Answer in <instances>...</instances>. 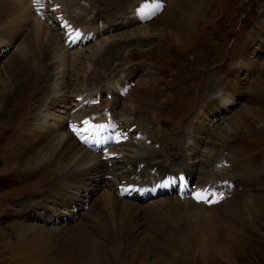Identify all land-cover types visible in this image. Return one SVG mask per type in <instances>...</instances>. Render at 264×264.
<instances>
[{"label":"rangeland","instance_id":"obj_1","mask_svg":"<svg viewBox=\"0 0 264 264\" xmlns=\"http://www.w3.org/2000/svg\"><path fill=\"white\" fill-rule=\"evenodd\" d=\"M139 1L99 0L94 6L81 4V12L74 13L75 16L69 14L83 22L86 29L101 31V35L94 36L85 45L68 48L63 43L64 31L72 38L82 31L69 25L65 29V19L55 17L62 12L61 0H0L5 2L1 5L4 14L0 13L4 16L0 15V29L5 30L0 33V76L13 56L30 55L24 42L26 38L31 41L30 35H26L34 21L43 29H48L46 26L53 29L61 47L75 56L65 67L55 59L47 62L52 64V80L40 84L50 67L45 63L47 69L39 67L32 57L26 60L25 71L18 72L20 83L16 80L15 83L31 91L25 90L22 98L9 108L8 118H0V162L14 152L17 144L23 143L19 132L24 125L28 131L44 133L80 121L88 113L93 116L85 110L92 108H85L86 101L77 109L72 100L81 98L86 91L87 104H91L99 91L102 97L99 104L107 105L113 115L114 120L101 117L114 123L112 134L126 122L135 123V131L141 134L139 154L151 159L157 155V160L151 162L163 165L166 172L173 174L181 162L183 172L191 176L195 173L191 177L193 182L183 192L182 200L175 192L147 201L141 197L127 200L124 195L151 182L125 185L131 186V191L123 189L120 198L137 209V214L132 212L135 223L124 234L118 232L116 220L108 221L98 212L100 205L113 195L110 187L102 186L108 172H101L100 181L88 180V186L68 206L59 205L57 209L52 208L54 211L40 206L35 211H20L14 204L34 202L30 200L31 194H36L31 197L39 201V195L54 184L51 175L59 169L53 168L50 173L43 166L39 170L14 171L8 175L1 163L0 264H14L12 249L18 251L23 264H65L69 256L71 264H264V0L190 1L193 13L183 12L193 21L192 30H177L173 36L167 34L169 37L151 32L146 38L142 37L143 32L138 28L142 26L137 23L143 18V12H135V21L123 22L124 17H131V8ZM163 1L160 7L151 6V14L156 13L151 22L170 5L171 0ZM11 4H20L22 10L29 8L34 15L30 14L19 26ZM101 22L110 27L102 29ZM38 41L45 44L46 40L40 37ZM105 45L117 47L119 55H100ZM252 50H255L256 66L250 69L244 66L243 59ZM127 85L128 92L124 90ZM136 88L144 89L147 98L137 97L133 105L126 100ZM45 92H49V100L40 107ZM109 94L112 98H103ZM251 97L253 102H248ZM208 100L213 102L206 107ZM18 106H21L20 112L28 114L15 120L12 111ZM216 110L220 113L208 123L206 119ZM195 127L207 131L199 134L201 137L194 136V146L187 148ZM212 129L221 131L220 136ZM121 133L124 137L131 135ZM144 138H150L152 146ZM197 138L204 140L199 142ZM108 150L97 154L103 156V162L114 166L117 156L124 154L116 151L109 155ZM3 151L8 153L5 155ZM121 164L110 174L123 182L127 177ZM143 167L144 164L139 165ZM189 167L192 172L187 170ZM25 173H29L27 178L23 176ZM87 173L89 177L96 175L94 169ZM215 181L221 183L205 197V202L199 203L197 197L203 194V187ZM153 186L156 185L148 186L151 194ZM176 198L195 205L177 204ZM74 212L79 214L78 220L70 221L67 213L73 216ZM18 226L23 229L22 236L12 233L17 232Z\"/></svg>","mask_w":264,"mask_h":264},{"label":"bare ground","instance_id":"obj_2","mask_svg":"<svg viewBox=\"0 0 264 264\" xmlns=\"http://www.w3.org/2000/svg\"><path fill=\"white\" fill-rule=\"evenodd\" d=\"M190 1H195V0H171L170 2H168V3H170V5L168 4L169 5L168 8L166 7L167 9H164V11L154 21L151 22V19L156 15V13L151 14V6H159L160 7L163 4V2L165 3V1H163V0H140L139 4L136 6V10H133V8L135 6L131 9V12H130L131 17L130 18L125 17V21H123V20L122 21L125 23L126 22L131 23L132 20L135 21L134 15H136V13L143 12V14H141L143 16V18L140 20V22L142 24L137 21V23H139V26H142V27H138V28L140 29L139 30L140 32H143L142 33L143 38L151 36V32H154V33L158 32L161 35V37H163V35L165 36V35L170 34V33H172L170 35L173 36L174 33H177L176 32L177 30L186 31V30H192L194 28L193 21L187 19L186 18L187 16L183 12V11L191 10L193 13V7H191ZM95 2L98 3L99 0H68V1L67 0H61V2H59V4H60V7H62L60 10L62 12L56 14L55 17L60 16V18H62V20L64 18L65 19L64 22H67L66 26L69 25L72 28H76V26L79 25L80 27L78 29H80L82 31L81 33L87 32V31H94L93 29H86L85 26H82L83 22H81L79 20L76 21L70 14L72 13L74 15V13L81 12L82 11V9H81L82 5L81 4L92 3V5L94 6V5H96ZM1 5H5V2L0 3V13L3 12V8ZM11 6H12V10H14V12H15L14 14L16 15V17H15V19L17 21L16 23L19 26L23 25V23L26 21V17H29L30 14L34 15L33 11L30 10L29 8L22 10L20 4H11ZM10 11L8 12V15H10V13H11ZM133 11H135L136 13ZM2 17H4V16H2ZM78 17H80V16L78 15ZM123 22H121V23H123ZM34 23L35 24L33 25L32 29H30L26 35V37H28L30 35L31 41L28 42L27 38L25 37L26 41L24 42L26 47L28 46V50L30 51V55L27 57V56H24L22 53H20L21 54L20 56L19 55L13 56L10 59V62L6 65V68L4 71L5 74L3 73L0 76V118H2V117L8 118L9 113H10L9 108L11 106L15 105L16 100L22 96V93H24L25 90H30L27 88H19L18 84L15 83V80L18 83H20V78L18 76V72L25 71V70H23V67H24L26 60H28L30 57H32L34 59V61L38 62L39 67L44 68V69H47L46 68L47 66L50 67L48 72L41 77V79L38 83V84H40L41 81H42V83L43 82L49 83L52 80V79L50 80V76H52V75H50L51 70H52V64H46L47 62L55 59L61 63V64H59L60 66L65 67L67 61H69V60L74 61V59H75L74 54H72V53H71L72 55H70V53L68 54L64 50V47L63 48L61 47L60 43L56 39L57 37L54 36V34H53V29H50L46 25L45 26L48 29H43L41 24L37 23L36 21H34ZM4 31H5L4 28L0 29V33L4 32ZM9 31H11V30L9 29ZM68 31H70V30H68ZM6 32H8V31H6ZM71 33L73 35L74 31ZM90 34H95V32H90ZM167 36L164 38H167ZM40 37L42 40H44V39L46 40L45 44L38 41V39ZM141 40L146 41V39H141ZM135 41H137V40H135ZM139 43H140V41H139ZM105 46L106 47L104 48V51L102 53H100V55L101 54H108L109 56H114V57H115V54L119 55V53H117V50H118L117 47L111 46V45L110 46L105 45ZM254 53H255V50H252L249 53L250 55L248 56V58L243 59L244 60V63H243L244 66H248L250 69L254 68L256 66L255 65L256 60H254V58H255ZM109 59H111V58L109 57ZM113 59L114 58H112V60ZM44 63L46 64L45 65L46 67L43 65ZM62 71H64L63 68H62ZM31 85H34V84H31ZM223 85L225 87V83ZM224 87H222V90H224ZM140 88H138V89L136 88L133 95L130 96L128 98V100H126V101H128V103L135 105L136 104L135 100L137 97L141 100L143 98L145 100V97L147 98L146 94H143L144 89L141 90ZM123 92H124V90H123ZM56 93H54V94H56ZM85 93H86V91L81 94L82 95L81 98L74 97V99L72 100L73 104L77 105V107H76L77 109H81V102L86 101L85 103L87 104V102L89 101V99L87 98V95ZM121 95L123 96V93ZM222 95H223V97H225L224 94H222ZM21 98H19V99H21ZM48 100H49V92H45L42 95V101L40 102L41 104L39 103L40 107H41V105L45 104ZM253 100H254L253 97H251L250 100H248V102H253ZM212 102H213V100L206 101V107L211 106ZM140 103L141 102L138 103V106L140 105ZM100 106H103V104L99 105L98 107L100 108ZM20 108H21V106L20 107L18 106L17 108L15 107V109L12 111V112H14V119L15 120L18 118L21 119L22 117H26V114H28L25 111L20 112ZM27 108H28V106H27ZM17 110H19V111L17 112ZM218 113H220V111L216 110L215 113L211 117L209 116L210 117L209 119H206V121L208 123H211V121H213V119H216ZM15 116H17V118ZM33 117L34 116L32 115V118ZM92 117H93L92 115L91 116H83V118L80 121L76 120V122L71 123L68 126L61 127L59 129H56V130L46 131L44 133H39V132H35V131H33V132L28 131L26 129L25 125H24V127L22 126V129L20 130L21 132H19V135H20L19 140H20V142H23V143L17 144L18 146L15 147L16 149L14 148L15 149L14 152L12 151L13 153H10L8 155H6L8 153V151H3V153H5L6 156L3 158V161H1L0 164L1 163L3 164V166H2L3 171L6 172L8 175H11L14 171H19V172L23 173V172H27V171H34L37 169L39 170V168H41L43 166L48 168L50 170V173H51V170L53 168L58 167V169H59L57 174H52V175L50 174L53 178L52 181L54 182V184L51 185V188H49V190H47L43 194L39 195L41 197V199L39 201H37V198L34 199V197H31V196L36 195V194H31L30 200H35L34 202H32V203H31V201L27 202V200H26L24 204H19V203L14 204V207L20 211H24V210H28V209L35 211L38 206H40L43 210H50L52 208L57 209L58 208L57 206H59V205L62 207L68 206L69 203L72 202L78 196V194H81L80 190L82 188H85L86 186H88L87 185L88 180H91L92 183H94L95 181H100L99 176H100L101 172L102 171L108 172L105 174L107 181L102 182V186H105L107 188L110 187L111 190L113 191V195L110 199H106L105 202L102 203V205H100V207L98 208V212H99L101 217L105 218L108 221L116 220L117 221V229H118L119 233L124 232V234H128L129 227L133 223H135V221L133 222V216H135V215H133L132 212L137 214V209L132 208L129 205V203H127L125 200L120 198V195H123V194H121L123 189L127 188L128 190L131 191V188H130L131 186L126 187L125 185H127L128 183H137V182L140 183L141 181L151 182L148 185H142L145 187L139 186V188L135 189L131 193V194H133L135 191H138V194L141 195L140 197H141L142 201H147V199L145 198L146 195L151 194V189L148 186H150L151 184L156 185L155 181L161 179V176L166 171L164 168H162V167H164L163 165H160L159 163L151 162L152 160H157V158H156L157 155H155L151 159L150 158L151 156L148 158V157H145V156L139 154L138 150L140 148V146H139L140 144L138 143V140L140 139L139 137H141V134H139L137 131H135V129H136L135 123H133V122H126L127 124H124V127H117L116 126L117 128L115 129V132L112 134L111 126L114 123H111L109 121H105L103 118H101L102 115L99 118H93L99 124L103 123V125H102V131L104 133L103 139L101 140L100 144L96 145L97 146L96 148L90 147L93 144V142L97 141V139L95 137H87V138L83 137V140H85L87 143H85V144L81 143V141H79L78 137L76 136V133L78 134L79 130H81L79 132V133H81V132L85 131L90 125H93L92 122H94L95 120H93ZM15 120H14V122H15ZM80 122H82L83 126L81 129H77L76 125H74V124L80 123ZM85 122H87V123H85ZM120 131L121 132L124 131L126 133H131V135L129 137H127V135H126V137L120 136V135H124ZM205 131H207V129L195 127L193 130V136H192L191 144L187 148H189L190 146L193 145L192 141H193L194 136L195 137H197V136L201 137ZM211 131L218 137L220 136L219 134H221V131L217 132L215 129H212ZM20 133H22V134H20ZM135 133L137 136H135ZM199 134H202V135H199ZM223 137H224V135L221 138H223ZM22 138L24 139V141L22 140ZM0 139H1V137H0ZM197 139L199 142H202L204 140L201 138H197ZM143 140L148 144V146H152L153 143H152L150 138H144ZM210 147H212V146H210ZM106 149H109L108 150L109 155H110V153L115 154L116 151H118L120 153H123L124 156L123 157L117 156V159L115 162L116 164L114 166H111L112 164H110V162H103L102 161L103 156H101V155L99 156L97 154V153H102ZM188 153H189L188 154V156H189L191 153L190 152H188ZM192 159H190V160H192ZM119 162H122L120 167H121V170L124 171V173H125L124 175H126V177H127V180H125L123 182L121 181L122 179L116 180L115 179L116 176L114 177L112 174H110V171L112 169H114L115 166L118 165ZM140 164H144V167L139 168ZM178 164H179V166H178L179 168H177L176 172L183 171V166H181L182 165L181 162ZM186 168H184L185 171H186ZM89 169H94L96 171L95 177H89V174L87 173V171ZM187 170H191V172H192L193 169H191L189 167ZM29 173H25V175H23V176H25V178H27ZM165 174H167V173H165ZM194 174L195 173L193 172L192 176L190 174L189 175L185 174V176L188 180L189 177H193ZM180 178L181 179L183 178L182 173H180ZM175 179H176V181L179 182V178H175ZM156 188H162V187L153 186L151 196L156 195V193L158 192V191H156L157 190ZM201 195H203V194H201ZM175 200L178 201V202L176 201L177 204L179 202H180V204L185 203V202H190L188 200L187 201L184 200V202H182L177 198ZM190 203H192L191 205H195V204H193L194 202H190ZM24 205H25V208L23 207ZM22 208H24V209H22ZM52 210L54 211V209H52ZM88 211L86 213H88ZM138 212H139V210H138ZM74 213H75V215H73V216L71 214L67 213L68 214L67 217L70 218V221H73L74 219L78 220L77 217L79 214L77 212H74ZM86 213H85V215H86ZM135 220H136V216H135ZM108 223H110V222H108ZM20 228H22V227L18 226V229L15 230L17 232L13 231L12 233L16 234L17 236H22L23 235V231H22L23 229H20ZM111 228H112V223L110 224V231H111ZM103 230L106 231L105 228ZM17 252L18 251L16 249H12L10 251V255L12 256L11 257L12 260L14 261V264H23L21 258L19 257V253H17ZM22 259H23V257H22ZM23 261H24V259H23ZM66 263L71 264L70 256H69L68 261L65 262V264Z\"/></svg>","mask_w":264,"mask_h":264},{"label":"snow or ice","instance_id":"obj_3","mask_svg":"<svg viewBox=\"0 0 264 264\" xmlns=\"http://www.w3.org/2000/svg\"><path fill=\"white\" fill-rule=\"evenodd\" d=\"M85 123H87V122H85ZM198 199H199V197H197Z\"/></svg>","mask_w":264,"mask_h":264}]
</instances>
